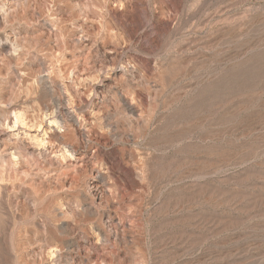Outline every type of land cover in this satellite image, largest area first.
<instances>
[{"label": "rangeland", "instance_id": "1", "mask_svg": "<svg viewBox=\"0 0 264 264\" xmlns=\"http://www.w3.org/2000/svg\"><path fill=\"white\" fill-rule=\"evenodd\" d=\"M0 264H264V0H0Z\"/></svg>", "mask_w": 264, "mask_h": 264}]
</instances>
